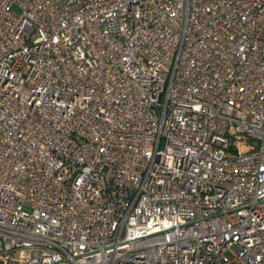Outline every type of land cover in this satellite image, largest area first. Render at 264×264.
Listing matches in <instances>:
<instances>
[{
    "label": "built area",
    "instance_id": "1",
    "mask_svg": "<svg viewBox=\"0 0 264 264\" xmlns=\"http://www.w3.org/2000/svg\"><path fill=\"white\" fill-rule=\"evenodd\" d=\"M0 264H264V0H0Z\"/></svg>",
    "mask_w": 264,
    "mask_h": 264
},
{
    "label": "rangeland",
    "instance_id": "2",
    "mask_svg": "<svg viewBox=\"0 0 264 264\" xmlns=\"http://www.w3.org/2000/svg\"><path fill=\"white\" fill-rule=\"evenodd\" d=\"M248 147L249 145L245 144V145H240L239 146V151L242 152V153H245L248 151ZM229 257H233L231 253H227Z\"/></svg>",
    "mask_w": 264,
    "mask_h": 264
}]
</instances>
